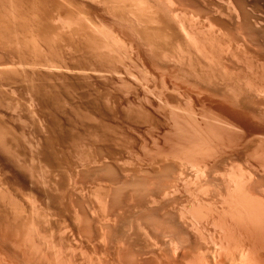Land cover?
<instances>
[{"label": "rangeland", "instance_id": "obj_1", "mask_svg": "<svg viewBox=\"0 0 264 264\" xmlns=\"http://www.w3.org/2000/svg\"><path fill=\"white\" fill-rule=\"evenodd\" d=\"M0 29V264H264V0H0Z\"/></svg>", "mask_w": 264, "mask_h": 264}, {"label": "bare ground", "instance_id": "obj_2", "mask_svg": "<svg viewBox=\"0 0 264 264\" xmlns=\"http://www.w3.org/2000/svg\"><path fill=\"white\" fill-rule=\"evenodd\" d=\"M234 8V7H233ZM241 10V9H240ZM237 12V11H236ZM151 13V12H150ZM135 14V13H134ZM147 14H149V13H147ZM153 17V16H152ZM176 20V19H175ZM3 21V20H2ZM173 21V20H172ZM180 22V21H179ZM178 23V22H177ZM3 24H4V21H3ZM180 24V23H179ZM9 26H11V25H9ZM255 26H256V24H255ZM5 27V26H4ZM13 27V26H12ZM9 28V27H8ZM178 28V27H177ZM1 30V29H0ZM3 31V30H2ZM1 31V32H2ZM4 31H6V28H5V30ZM180 32H181V30H180ZM6 33L8 34L9 33V31L7 30L6 31ZM5 33V34H6ZM2 34V33H1ZM7 34H6V37H7ZM39 36V35H38ZM187 36V35H186ZM3 37V36H2ZM6 37H5V39H6ZM10 37V36H9ZM153 37V36H152ZM3 39V38H2ZM10 39V38H9ZM156 39V38H155ZM159 39V38H158ZM4 40V39H3ZM150 40V39H149ZM7 40H5V42H6ZM151 41V40H150ZM189 41V40H188ZM194 44V43H193ZM191 45V44H190ZM194 46H196V45H194ZM250 46V45H249ZM196 48V47H195ZM231 49V48H230ZM199 51H200V49H198ZM204 50V49H203ZM206 54V53H205ZM252 55V54H251ZM219 59V58H218ZM221 59V58H220ZM251 60H253V59H251ZM227 63V62H226ZM219 65V64H218ZM218 65H217V67H218ZM215 67V66H214ZM223 67V66H222ZM219 68V67H218ZM221 71H223V70H221ZM238 71V70H237ZM225 72V71H224ZM235 72V71H234ZM226 73H227V71H226ZM222 74V73H221ZM225 74V73H224ZM229 75H231V74H229ZM237 75V74H236ZM212 81V80H211ZM200 83V82H199ZM255 88V87H254ZM253 88V89H254ZM257 90V89H256ZM252 91V90H251ZM263 91V90H262ZM261 91V92H262ZM229 93V92H228ZM247 93V92H246ZM231 95V94H230ZM262 97V96H261ZM229 100V99H228ZM237 102V101H236ZM184 110V109H183ZM193 112H191V114H192ZM260 113V112H259ZM193 115V114H192ZM218 122V121H217ZM225 122V121H224ZM3 134V133H2ZM0 141H1V138H0ZM1 145V144H0ZM2 145H3V142H2ZM2 147V146H1ZM47 157V156H46ZM262 160V159H261ZM47 166V165H46ZM263 169H264V167H263ZM262 169V170H263ZM112 182V181H111ZM243 189V188H242ZM249 189V188H248ZM231 190V189H230ZM242 191V190H241ZM264 191V190H263ZM108 192V191H107ZM234 192V191H233ZM241 193H243V192H241ZM240 193V194H241ZM264 194V193H263ZM253 197V196H252ZM233 198V197H232ZM247 198H248V196H247ZM234 200V199H233ZM244 200V199H243ZM248 200V199H247ZM250 200H252V199H250ZM258 200H260V199H258ZM102 202V201H101ZM237 202V201H236ZM255 203V202H254ZM101 204V203H100ZM245 204V203H244ZM259 204H260V201H259ZM225 205V204H224ZM241 205V204H240ZM247 205V204H246ZM153 206V205H152ZM239 206V205H238ZM242 206V205H241ZM107 207V206H106ZM105 207V208H106ZM234 207V206H233ZM249 207V206H248ZM104 208V207H103ZM165 208V207H164ZM232 208V207H231ZM242 208V207H241ZM172 209V208H171ZM102 210V209H101ZM146 210V209H145ZM230 210V209H229ZM223 212H224V210H223ZM226 212H228V211H226ZM232 212V211H231ZM122 213V212H121ZM243 213V212H242ZM245 213V212H244ZM249 213V212H248ZM224 215V214H223ZM226 215V214H225ZM227 216V215H226ZM160 217V216H159ZM169 217V216H168ZM182 217V216H181ZM231 217H233V216H231ZM239 217V216H238ZM98 218V217H97ZM219 219V218H218ZM237 219V218H236ZM96 220V219H95ZM182 220V219H181ZM187 220V219H186ZM249 220H250V218H249ZM262 220V219H261ZM131 221V220H130ZM129 221V222H130ZM221 221V220H220ZM238 221H239V219H238ZM243 221V220H242ZM244 221H245V219H244ZM223 222V221H222ZM251 222H253V221H251ZM95 223V222H94ZM115 223V222H114ZM191 223V222H190ZM230 223V222H229ZM239 223V222H238ZM221 224V223H220ZM246 224V223H245ZM247 224H248V222H247ZM254 224V223H253ZM231 226V225H230ZM196 227V226H195ZM233 227V226H232ZM248 227V226H247ZM246 227V228H247ZM101 229V228H100ZM184 229V228H183ZM193 229V228H192ZM232 229V228H231ZM252 229V228H251ZM141 230V229H140ZM240 230H242V229H240ZM146 231V230H145ZM183 231V230H182ZM223 231V230H222ZM250 231V230H249ZM135 232V231H134ZM129 233V232H128ZM140 233V232H139ZM226 233V232H225ZM235 234V233H234ZM139 235V234H138ZM143 235V234H142ZM197 235V234H196ZM251 235V234H250ZM148 236V235H147ZM252 236V235H251ZM100 237H101V235H100ZM108 237V236H107ZM144 237V236H143ZM196 237V236H195ZM231 237V236H230ZM247 237V236H246ZM112 238V237H111ZM135 238V237H134ZM149 238V237H148ZM224 238V237H223ZM226 238V237H225ZM233 239H234V237H232ZM255 238V237H254ZM102 239H103V237H102ZM101 239V241H103ZM105 239V238H104ZM122 239V238H121ZM124 240H126V239H124ZM129 240V239H128ZM235 240V239H234ZM237 240V239H236ZM147 241V240H146ZM153 241V240H152ZM223 241V240H222ZM254 241V240H253ZM154 242V241H153ZM195 242V241H194ZM197 242V241H196ZM201 242V241H200ZM204 242V241H203ZM234 242V241H233ZM151 243V242H150ZM165 243H166V241H165ZM170 243V242H169ZM229 244H230V242H228ZM249 243V242H248ZM253 243V242H252ZM154 244H156V243H154ZM219 244V243H218ZM239 244V243H238ZM243 244V243H242ZM215 245V244H214ZM233 245V244H232ZM231 245V246H232ZM241 245V244H240ZM244 245V244H243ZM123 246H124V244H123ZM148 246V245H147ZM151 246V245H150ZM219 246V245H218ZM236 246V245H235ZM246 246V245H245ZM249 246V245H248ZM134 247V246H133ZM152 247V246H151ZM159 247V246H158ZM176 247V246H175ZM161 248V247H160ZM177 248V247H176ZM197 248V247H196ZM243 248V247H242ZM116 249V248H115ZM186 249V248H185ZM244 249V248H243ZM242 249V250H243ZM180 250V249H179ZM201 250V249H200ZM233 250V249H232ZM254 250V249H253ZM92 251V250H91ZM176 251H178V250H176ZM225 251V250H224ZM255 251V250H254ZM159 252V251H158ZM186 252V251H185ZM201 252H203V251H201ZM205 252V251H204ZM213 252H214V250H213ZM238 252V251H237ZM244 252V251H243ZM131 253V252H130ZM132 253H134V255L136 256V258H137V256L139 255V257H141L140 255L141 254H138V253H136V254H138V255H136L135 254V252H132ZM131 253V254H132ZM215 253H217V252H215ZM230 253V252H229ZM236 253V252H235ZM239 253H240V251H239ZM259 253V252H258ZM94 254V253H93ZM130 254V255H131ZM218 254V253H217ZM242 254V253H241ZM245 254V253H244ZM125 255V254H124ZM143 255V254H142ZM206 255V254H205ZM213 255V254H212ZM246 255V254H245ZM248 255V254H247ZM256 255V254H255ZM129 256V255H128ZM133 256V255H132ZM202 256V255H201ZM215 256V255H214ZM240 256V255H239ZM242 256V255H241ZM90 257V256H89ZM163 257V256H162ZM230 257V256H229ZM238 257V256H237ZM243 257H244V255H243ZM248 256H246V258H247ZM255 257V256H254ZM91 258V257H90ZM134 258V257H133ZM195 258V257H194ZM193 258V259H194ZM206 258V257H205ZM213 258V257H212ZM251 258V257H250ZM253 258V257H252ZM89 259V258H88ZM109 259V258H108ZM122 259H124V258H122ZM131 259V258H130ZM185 259V258H184ZM204 259V258H203ZM218 259V258H217ZM226 259V258H225ZM228 259V258H227ZM255 259V258H254ZM53 260V259H52ZM140 260V258H138V260H136V261H134V264L135 263H137V261H139ZM144 260H146V259H144ZM241 260H242V258H241ZM249 260H252V259H249ZM248 260V261H249ZM82 261V260H81ZM88 261V260H87ZM118 261V260H117ZM214 261H215V258H214ZM219 261V260H218ZM227 261V260H226ZM240 260H238V262H239ZM243 261L245 262V259L243 258ZM247 261V260H246ZM253 261V260H252ZM68 262V261H67ZM66 262V263H67ZM97 262V261H96ZM131 262H132V260H131ZM186 262V261H185ZM193 262V261H192ZM197 262V261H196ZM236 262V261H235ZM241 263H242V261H240ZM239 262V263H240ZM249 262H251V261H249ZM249 262H247L248 264H249ZM254 262V261H253ZM63 263V262H62ZM142 263V262H141ZM191 263V262H190ZM202 263V262H201ZM204 263V262H203ZM211 263V262H210ZM209 263V264H210ZM225 263V262H224ZM237 263V262H236ZM53 264H55V263H53ZM61 264V263H60ZM120 264V263H119ZM133 264V263H132ZM167 264V263H166ZM213 264V263H212ZM227 264V263H226ZM229 264V263H228ZM233 264V263H232ZM246 264V263H245ZM251 264H252V262H251ZM254 264H256V263H254Z\"/></svg>", "mask_w": 264, "mask_h": 264}]
</instances>
